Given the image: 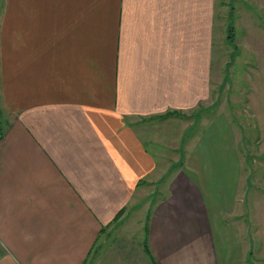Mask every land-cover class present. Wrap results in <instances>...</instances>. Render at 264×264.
<instances>
[{
    "label": "crops",
    "instance_id": "0c3cea01",
    "mask_svg": "<svg viewBox=\"0 0 264 264\" xmlns=\"http://www.w3.org/2000/svg\"><path fill=\"white\" fill-rule=\"evenodd\" d=\"M215 10L0 0V264H264L247 141L207 115ZM262 49L231 67L264 158Z\"/></svg>",
    "mask_w": 264,
    "mask_h": 264
},
{
    "label": "rangeland",
    "instance_id": "374dc122",
    "mask_svg": "<svg viewBox=\"0 0 264 264\" xmlns=\"http://www.w3.org/2000/svg\"><path fill=\"white\" fill-rule=\"evenodd\" d=\"M214 4L216 5V10L214 11L215 20L218 22V20L221 19L222 23L219 26H214L215 33L213 34V41L215 46L212 53L215 55V59L213 60V72L211 75L213 78L211 84V99L213 102L211 104L212 106L208 108L207 115L214 113V111L226 112L230 120L237 119L241 126V140L247 141L246 148L244 149L248 151L250 156L249 160L252 171L251 180L255 188L253 192L255 196L262 197L264 196V172L262 171L261 165L264 163V158L260 157L261 149L254 146L257 144V124L250 123L247 120L246 108H244L242 102L239 103V105L234 103L232 97V89H234L232 82L233 68L231 66L232 58L236 55L234 62L237 63V69H239L241 78H238L235 85H239L241 89L243 87V78L245 79L246 85V77L245 75L243 76L245 70L250 66H255L256 62L263 57V53L259 50L260 47H264V0H214ZM232 15L235 16V20L230 19ZM228 32L238 37L235 46L228 45L225 42V38L221 36L224 35L227 37ZM220 36L223 41L221 45ZM236 45H238V50ZM257 45H259V47L256 48ZM236 51H238L239 54H235L237 53ZM248 64H250V66H247ZM236 94L237 93L234 95ZM238 98H241V95H239ZM236 103L238 104V101H236ZM197 113L198 110H195L189 116L182 117V120L185 122L190 121V123L193 124L195 120L194 117ZM235 123L237 124V122ZM168 127H170V134L172 135H174V132H176L177 135H180V133L185 134V136L188 135L187 132L183 131L182 124H174ZM242 144L241 142V145ZM180 145L181 144H179V146ZM178 153L179 152H177V154ZM168 156L170 159L176 157L172 155L171 150H169ZM260 207L261 202L257 201L256 214Z\"/></svg>",
    "mask_w": 264,
    "mask_h": 264
}]
</instances>
